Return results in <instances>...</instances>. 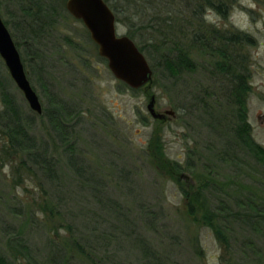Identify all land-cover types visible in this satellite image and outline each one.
Wrapping results in <instances>:
<instances>
[{
    "label": "rangeland",
    "instance_id": "1",
    "mask_svg": "<svg viewBox=\"0 0 264 264\" xmlns=\"http://www.w3.org/2000/svg\"><path fill=\"white\" fill-rule=\"evenodd\" d=\"M38 2L46 17L41 11L35 19V1L0 0V17L19 45L42 114L29 109L1 59L0 109L3 94L11 97L29 129L31 151L51 169L31 162L33 155L13 147L0 129L5 263L28 264L7 247L18 236L34 264H264V219H254L260 223L253 228L236 217L255 214L250 201L264 209V166L237 143V107L226 99L218 53L193 48L192 66L171 71L161 51L151 58L143 52L152 81L149 89L132 91L110 73L83 24L67 13L66 0ZM129 16L120 14L118 35L139 48L151 44L144 26ZM204 19L206 26L254 40L231 51L247 60L248 133L264 149V3L237 0L226 20L213 13ZM171 20L184 21L175 14ZM185 35L179 43L187 45ZM151 96L163 120L147 111ZM196 188L203 189L199 203L188 198ZM220 205L229 211L220 216L226 246L200 222Z\"/></svg>",
    "mask_w": 264,
    "mask_h": 264
},
{
    "label": "trees",
    "instance_id": "2",
    "mask_svg": "<svg viewBox=\"0 0 264 264\" xmlns=\"http://www.w3.org/2000/svg\"><path fill=\"white\" fill-rule=\"evenodd\" d=\"M35 1L37 9L31 15L38 19V16L43 13V7L39 5V0ZM111 11L116 16V22H119L120 14L127 13L129 18L138 22L141 26H144V35L148 36L151 44H143L141 48L138 47L140 52H145L146 55L151 58V54L161 51L160 58L163 60V65L171 71L180 70L181 68H189L192 66L190 56V50L193 48L204 47L211 48L212 51L217 52L220 61L216 63V69L223 76L224 81L227 83L226 87V99L231 101L233 105L237 107L236 117L237 125L235 128V135L238 139V144H241L247 152L252 153L255 160L264 166V149L255 144L248 133V123L245 116L244 103L249 93V73L246 65V58L236 55L231 51L233 48L243 46H253L254 40L249 35L242 32H221L212 28L210 25H205V15L207 13H213L216 16L226 20L229 17L230 11L237 0H103ZM264 3V0H261ZM43 6V5H42ZM175 14L182 16L184 21L177 23V20L171 23L170 15ZM37 17V18H36ZM42 17H46L45 11ZM132 21V22H133ZM148 23L143 25V23ZM184 23L191 27L184 28ZM135 24V23H134ZM182 24V25H180ZM134 27V25H132ZM190 33L188 36L189 42L187 45L179 43L180 40L185 38V34ZM210 33V34H209ZM129 37V36H127ZM130 38V37H129ZM131 39V38H130ZM172 39H175L172 41ZM132 40V39H131ZM179 40V41H178ZM133 41V40H132ZM172 44V49L163 53L165 46ZM19 45L16 44V47ZM190 48V49H189ZM163 50V51H162ZM189 50V51H188ZM177 70V71H178ZM3 107L0 109V129L3 130L10 143L14 146L20 147V150L26 151L28 154H32L30 157L31 162L40 168H47L51 170L46 163L44 157L40 159L39 155L33 154V144L29 143V129L19 119L17 115V109L14 101L6 94H3L2 99ZM202 107H206L208 104L201 100ZM247 145L248 147H246ZM248 148V149H247ZM172 167L179 171L178 164H171ZM171 172V171H170ZM172 173V172H171ZM253 190L250 194L253 195ZM185 197L188 193H185ZM254 196V195H253ZM189 199L196 202H201L203 199V189L196 188L192 190L191 198ZM245 203V201H244ZM241 203L239 206L243 205ZM248 210L254 212V215H247L245 212H241V215H237V219H242L243 223H248L254 228L259 221L254 219H264V209L257 207L256 203L250 201L247 204ZM190 206L188 213L190 216L196 215L195 209ZM244 210V206L241 207ZM225 205H220V209H216L217 212L205 211L201 218V223H204L215 234V237L220 244L226 246L227 239L224 233V223H221V213L227 211ZM242 211V210H241ZM216 213V214H215ZM238 214V213H236ZM240 217V218H239ZM195 220V219H193ZM216 220V221H214ZM196 221V220H195ZM252 222V223H251ZM254 222V223H253ZM260 223V222H259ZM223 226V227H222ZM256 228V227H255ZM8 249L13 253V257L24 259L28 261V264H34L32 257L30 256L29 249L21 238L12 237L7 241ZM3 256L0 255V264H6ZM7 262V261H6Z\"/></svg>",
    "mask_w": 264,
    "mask_h": 264
},
{
    "label": "water",
    "instance_id": "3",
    "mask_svg": "<svg viewBox=\"0 0 264 264\" xmlns=\"http://www.w3.org/2000/svg\"><path fill=\"white\" fill-rule=\"evenodd\" d=\"M65 9L87 30L91 41L96 45L98 55L107 63L113 77L132 91L150 88L152 69L135 43L127 36L117 33L114 13L103 0H66ZM0 59L23 95L29 109L42 114L39 97L32 88L17 47L0 17ZM155 99L150 97L147 111L155 120H163L165 115L156 113ZM166 114H173L166 112Z\"/></svg>",
    "mask_w": 264,
    "mask_h": 264
}]
</instances>
